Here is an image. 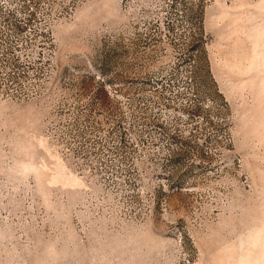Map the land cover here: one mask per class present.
Here are the masks:
<instances>
[{"label":"rangeland","instance_id":"374dc122","mask_svg":"<svg viewBox=\"0 0 264 264\" xmlns=\"http://www.w3.org/2000/svg\"><path fill=\"white\" fill-rule=\"evenodd\" d=\"M2 3L0 264H264V0Z\"/></svg>","mask_w":264,"mask_h":264},{"label":"built area","instance_id":"2783aa9c","mask_svg":"<svg viewBox=\"0 0 264 264\" xmlns=\"http://www.w3.org/2000/svg\"><path fill=\"white\" fill-rule=\"evenodd\" d=\"M0 7H2V9L6 12L9 13V11L12 10V8L5 4V3H2L0 4ZM27 21V20H26ZM32 48V47H31ZM30 48V49H31ZM29 49V50H30ZM15 51V42L14 44H11V43H7V42H1L0 41V53H7V54H14L13 52ZM19 57V56H18ZM21 61H24V60H27V59H31L30 56H25V57H19ZM19 59H17L18 62H21ZM26 63H31V61H28ZM4 92L0 91V96L3 94Z\"/></svg>","mask_w":264,"mask_h":264}]
</instances>
